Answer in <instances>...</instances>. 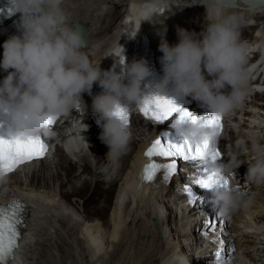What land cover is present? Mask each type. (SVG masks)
<instances>
[{"label": "clouds", "instance_id": "1", "mask_svg": "<svg viewBox=\"0 0 264 264\" xmlns=\"http://www.w3.org/2000/svg\"><path fill=\"white\" fill-rule=\"evenodd\" d=\"M62 3L63 0H14V8L21 14L22 34L3 44L0 69L7 75L0 80V112L8 115L14 126L11 138L52 137L55 133L45 126V121L68 117L83 104V94L98 85L102 92L95 96L92 112L101 128L98 138L108 148L105 167L115 171L131 138L130 125L117 113L121 109L130 112L144 104L141 84L150 70L146 61L140 60L126 65L123 77L115 68L102 71L86 55L87 41L70 23ZM206 19L199 34L178 28V43L174 45L165 39L166 29L159 33L163 77L157 96L164 97L171 83L176 95L191 96L213 115L224 117L246 95L245 64L251 47L240 38V28L246 22L243 15L229 13L216 0H210ZM120 64L119 61L117 66ZM227 87L231 90L225 94ZM74 127H78V138L84 142L81 132L85 125L80 121ZM212 134L213 130L200 120L182 129L184 140L193 144L202 143ZM238 167L239 162L230 161L218 168L228 184L214 193L212 203L225 217L247 203V193L233 178V170ZM246 177L252 182H264V151L248 166Z\"/></svg>", "mask_w": 264, "mask_h": 264}, {"label": "bare ground", "instance_id": "2", "mask_svg": "<svg viewBox=\"0 0 264 264\" xmlns=\"http://www.w3.org/2000/svg\"><path fill=\"white\" fill-rule=\"evenodd\" d=\"M178 1L63 0L62 8L68 14L72 25H74L73 23H79L87 28H83L81 34L88 31L86 35L87 46L84 50L93 63L101 61L102 58L107 60L115 55V48L117 47L114 44L115 41L119 40V37L125 33L127 34L133 26L136 30L134 32L144 28L143 32L147 33L156 44L160 43L159 33L164 29H166L165 39L171 45L178 43V28L187 31L193 29L192 32L197 34L202 32L208 22L206 19V5L209 4L210 0H198L197 5H192V3L185 0H181L182 3L177 5ZM162 4L166 6L162 8ZM240 6L237 9L225 10L229 13L234 12L243 15L246 21L243 26L249 23L250 30L256 24L253 33L251 31L249 36L250 44L255 45V52H253V55L256 56L255 62L260 61L259 67L263 66L264 68V5L251 10L242 3ZM167 7L172 10L166 12ZM122 8H124V11L121 13ZM149 25H152L151 28H149ZM107 28L109 29L108 32L104 31ZM243 30L247 32V29L240 28V34L248 36V33L245 34ZM112 45L113 51L110 52ZM261 101V103L264 102V100ZM256 115L253 111V120L257 126L255 129L260 128V135L264 137V114L258 113ZM130 132V140H134V142L129 143L126 153L120 160L118 175L121 178L115 194L114 185L106 188L104 186L105 181L99 172L98 181L94 182L95 184L92 183L93 178L91 177L97 175L98 164L102 167L106 163L104 161L105 156L100 153L95 155L96 166L94 168L91 167V161L86 155L79 159L78 164L80 166L78 168L81 167L83 173L89 174L90 179H84L80 174L76 175L77 163L72 164L69 156L58 150L60 151L58 156H60L62 163L58 160V162H40L39 167L32 173L29 171L16 173L3 182L2 187H0L1 199L8 196H17L27 200L33 208L30 215L29 233L22 242L20 253L16 254L18 264H43L45 259L42 260L40 255L42 248L46 246L50 247V250L48 252V248H45L42 257H46L48 264H105L107 261L104 259L107 257H110L108 258L110 263L111 261H117L116 264H125L128 253L125 246L128 235L126 236L125 231L129 229L126 225L131 227L134 223L136 227L138 226V232L134 236L135 240L132 238L133 241L130 242L134 252H132L133 249L131 250L132 254L129 251V255H131L126 264H164L166 260L169 261V259L179 255L178 258H183L182 262L185 260L183 263L187 260L189 264L193 263L195 259L194 252L191 256L186 252L176 254V251L173 253L174 250H177L176 241L188 246L193 242L192 238L190 239L187 235L189 228L192 227V232L198 229L196 219L206 218V221L217 219L219 211L212 206H197L194 204L183 215L179 225H170V222H168L169 225L165 226L164 229L161 225L159 226L158 230L162 229V237L160 235L158 237L151 227V231L155 232L156 235V237L154 236L156 240L154 239L152 242L149 232L146 230L144 232L142 229L149 227L150 220L148 218L157 215V212L154 211L157 209L162 210L164 207L169 209V206L165 203L168 202L172 206L173 203L168 200L170 195L166 192L167 188L159 187L149 190L145 188L147 191H144V194L135 197L136 202L132 204L125 203L123 210L119 211L121 190L126 188L128 191L127 197L134 193V185L131 193L126 186L133 178L140 154L145 146V140L153 135L152 131L146 132L141 128L132 129ZM253 132L251 130L252 135ZM238 133L234 139H247L244 128H242V133L240 131ZM260 144H264V141H261ZM255 146H257L255 139H252V145L246 148L247 151L240 149L237 155L244 158L249 154H258L260 150L256 149ZM78 151H85V148ZM103 152L106 154V150H103ZM74 156H76L75 153ZM127 166L129 168L126 170ZM60 171L63 173H60ZM107 176L109 175L107 174ZM27 179L29 181H26ZM171 184H175L174 179H172ZM154 194L158 196L159 200ZM254 203L259 204V206L252 205V210L256 209L257 213L249 215L247 219L239 215L241 219L238 221L242 222L243 225H247L249 224L248 220L252 219L253 231L261 236L264 229V223L260 221V216L264 214V195ZM146 211L149 212L146 213ZM138 214L141 218L135 221ZM144 214L146 217L143 216ZM235 222L232 221V226H235ZM143 224L146 227H143ZM222 227L224 228V225ZM158 230L156 229V231ZM229 232L224 231L223 235H228ZM241 242L242 238H239L235 243V250H239L238 253L241 250L251 252L254 247L260 252L262 248L259 245H264V238L258 239V243L250 239L246 243ZM190 251H193V249ZM168 254L172 256L168 258ZM187 256H190V258L188 259ZM224 256L225 263L231 264L230 256L228 254ZM202 258L201 255L199 259ZM260 261L264 263V255L260 257ZM211 262L212 260L204 264H214Z\"/></svg>", "mask_w": 264, "mask_h": 264}, {"label": "snow or ice", "instance_id": "3", "mask_svg": "<svg viewBox=\"0 0 264 264\" xmlns=\"http://www.w3.org/2000/svg\"><path fill=\"white\" fill-rule=\"evenodd\" d=\"M120 63H123V59L120 60ZM139 111L144 118L154 123L166 121L177 112L180 113L181 121L190 118L189 112L182 111L171 100L158 96L146 98ZM117 114L126 124L130 125L129 112L121 109ZM56 120L55 118L47 119L45 126L51 129ZM200 121L204 126L213 130L212 136L206 137L202 143L193 144L183 140L182 143L176 144L171 141L162 142L157 137L144 152L149 161L144 166L146 183L155 180L160 173H163L165 182L169 181L177 173L178 161H183L194 169L191 185H185L183 188L190 205L197 203L199 199L195 195L192 185L198 186L200 189H212L216 186L223 189L228 184V181L219 175L218 168L215 167L216 162L222 160L221 151L217 146V141L223 130L222 117L212 115L211 118H204ZM47 152L48 145L40 135L27 140L0 137V180L17 170L21 165L45 157ZM156 158H161L166 162H157ZM25 207L18 200L12 201L7 207H0V264H11V260L14 258L13 253L18 247L20 239L19 229L23 226ZM218 217H223V215L219 213ZM217 223L221 225L220 230L223 231V220L219 218L207 220L205 227L210 232H216ZM224 251L225 243L220 240L214 255L215 264H225Z\"/></svg>", "mask_w": 264, "mask_h": 264}, {"label": "rangeland", "instance_id": "4", "mask_svg": "<svg viewBox=\"0 0 264 264\" xmlns=\"http://www.w3.org/2000/svg\"><path fill=\"white\" fill-rule=\"evenodd\" d=\"M123 11H124V8L121 9V13H122ZM108 30H109V29L107 28V29L104 30V31L108 32ZM56 158H57V160H58L59 162L62 163V161H60V156L57 155ZM57 160L54 161V162H58ZM93 168H94V167H93ZM81 171H82V170H81V167H79V168L76 167V172H77L78 174H77L76 172H75V174H76V175H79V174H80L84 179H85V178L90 179L91 176H90L89 174H87V173H85V172L83 173V171H82V172H81ZM60 173H63V172L60 171ZM96 173H97V175H93V176L91 177V178H93V179H92V180H93V181H92L93 184H95L94 182L98 181V179H99L98 172L96 171ZM96 179H97V180H96ZM65 180H66V179H65ZM65 180H64V181H65ZM104 186H105V187H108L107 184L104 185ZM211 217H213V216L211 215ZM140 218H141V216L138 214V215L135 217V221L139 220ZM146 224H147V223H146ZM135 225H136L135 223L132 224L131 227L128 226V225H126L127 228L129 227V229H127V230L125 231V232H126V236L128 235V237H127V241H126L127 244H125V246H126V250H127L126 252H128V253H127V259L125 260V264L128 262V258L130 257V255L132 254V252H134V248L131 246L130 242L133 241L132 238H134V236H136V234H137V232H138V226L136 227ZM135 227H136V228H135ZM143 227H146L145 224H143ZM125 228H126V227H125ZM131 228H132V229H131ZM148 228H149V229H148ZM142 230H144V232H145V230L149 232V234H150V236H151L150 239L152 240V242H153L154 239L156 240V238H154V236L156 237V235L154 234V232L151 231L152 229H151L150 227H147L146 229H142ZM132 235H133V237H131ZM129 239H130V240H129ZM128 240H129V241H128ZM134 240H135V238H134ZM126 242H125V243H126ZM143 242L145 243L146 241H143ZM47 245H49V244H47ZM45 248L47 249L48 247L46 246V247H43V248H42L40 258H42V260L45 259V260L43 261V264H48V263L46 262V257H42V256H43V253H42V252H43L44 250H46ZM130 248H131V249H130ZM132 249H133V250H132ZM48 250H50V247L47 249V251H48ZM131 250H132V252H131ZM129 251L131 252L130 255H129V253H130ZM48 252H49V251H48ZM44 254H45V253H44ZM37 258H38V257H37ZM108 258H110V257H107L106 259H104L105 261H107V263H105V264H116V263H118L117 261H116V262L113 261L114 263L111 261V263H110V261H109ZM110 260H111V259H110ZM38 261H39V260H38Z\"/></svg>", "mask_w": 264, "mask_h": 264}, {"label": "water", "instance_id": "5", "mask_svg": "<svg viewBox=\"0 0 264 264\" xmlns=\"http://www.w3.org/2000/svg\"><path fill=\"white\" fill-rule=\"evenodd\" d=\"M217 2H220L221 5H224L226 7H237V2L236 0H229L231 4H224L222 3L223 0H216ZM241 2L247 4L249 8L251 9H256L257 7L263 6L264 5V0H240ZM154 226H157V222H153Z\"/></svg>", "mask_w": 264, "mask_h": 264}]
</instances>
